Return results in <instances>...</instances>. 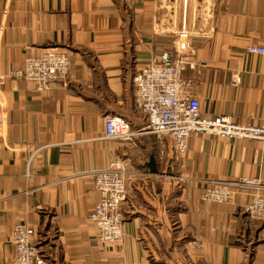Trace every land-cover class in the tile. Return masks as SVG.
I'll use <instances>...</instances> for the list:
<instances>
[{
	"label": "crops",
	"instance_id": "0c3cea01",
	"mask_svg": "<svg viewBox=\"0 0 264 264\" xmlns=\"http://www.w3.org/2000/svg\"><path fill=\"white\" fill-rule=\"evenodd\" d=\"M250 45L264 47V0H0V76L48 48L70 61L45 92L0 86V264H12L21 223L45 264H264V223L245 211L251 193L200 198L211 181L264 184V141L192 134L179 156L168 136L100 140L107 117L144 126L133 77L163 52L193 64L181 95L198 100L202 118L264 124V56ZM115 162L127 172L122 239L102 246L88 220L92 173Z\"/></svg>",
	"mask_w": 264,
	"mask_h": 264
},
{
	"label": "built area",
	"instance_id": "2783aa9c",
	"mask_svg": "<svg viewBox=\"0 0 264 264\" xmlns=\"http://www.w3.org/2000/svg\"><path fill=\"white\" fill-rule=\"evenodd\" d=\"M179 37L184 39L178 45L179 52L188 50V35L180 34ZM246 52L264 56V47L250 45ZM186 68L193 69L194 66L185 57L163 52L158 60L138 70L133 77V85L139 110L145 118L144 126L133 130L124 118L107 117L100 140L131 144L140 135L168 136L179 156L186 153L192 134L264 141V124L242 126L223 116L211 120L202 118L198 100L187 94L181 95L180 76ZM69 70L67 53L48 48L40 56L27 58L19 68L1 75L0 86L7 80H20L31 83L37 92H45L51 84L64 82ZM126 173L123 162L111 163L92 173L98 201L88 220L93 224L102 246L117 244L122 239ZM240 191L251 193V203L245 209L249 218L264 223V184L259 180L211 181L202 189L200 198L207 204H231ZM33 236L34 230L26 224L13 227L12 264H45L44 256L34 245Z\"/></svg>",
	"mask_w": 264,
	"mask_h": 264
}]
</instances>
